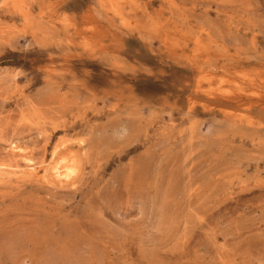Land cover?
Masks as SVG:
<instances>
[{
    "label": "rangeland",
    "instance_id": "1",
    "mask_svg": "<svg viewBox=\"0 0 264 264\" xmlns=\"http://www.w3.org/2000/svg\"><path fill=\"white\" fill-rule=\"evenodd\" d=\"M0 264H264V0H0Z\"/></svg>",
    "mask_w": 264,
    "mask_h": 264
},
{
    "label": "bare ground",
    "instance_id": "2",
    "mask_svg": "<svg viewBox=\"0 0 264 264\" xmlns=\"http://www.w3.org/2000/svg\"><path fill=\"white\" fill-rule=\"evenodd\" d=\"M10 145L11 146H13L11 143H10ZM19 152H20V149L19 148H16ZM25 150V149H24ZM21 151H22V149H21ZM22 153V152H21ZM23 155H24V157H25V161L27 160H29V157L27 156V153L26 152H23Z\"/></svg>",
    "mask_w": 264,
    "mask_h": 264
}]
</instances>
